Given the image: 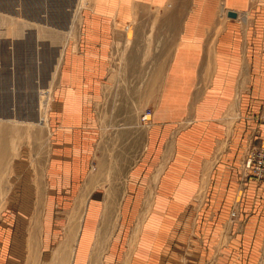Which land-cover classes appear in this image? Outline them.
Returning <instances> with one entry per match:
<instances>
[{
	"label": "crops",
	"instance_id": "obj_1",
	"mask_svg": "<svg viewBox=\"0 0 264 264\" xmlns=\"http://www.w3.org/2000/svg\"><path fill=\"white\" fill-rule=\"evenodd\" d=\"M65 53L46 211L65 217L77 242L72 257L46 219L43 247L57 252L42 263L88 264L103 223L112 232L103 264H127L125 235L144 217L129 264H264V185L249 181L239 196L246 153L264 139V0H91ZM124 73L125 89L155 90L145 102L154 110L150 123L124 115L122 180L113 192L91 171L97 109ZM237 203L242 223L230 218ZM36 207L0 226L1 264H24L21 235Z\"/></svg>",
	"mask_w": 264,
	"mask_h": 264
},
{
	"label": "rangeland",
	"instance_id": "obj_2",
	"mask_svg": "<svg viewBox=\"0 0 264 264\" xmlns=\"http://www.w3.org/2000/svg\"><path fill=\"white\" fill-rule=\"evenodd\" d=\"M90 3L91 0H0V226L13 227V214L16 216L25 208L37 205L28 229L21 235V240L26 242L23 245L27 247L23 250L24 264H43L41 257H52L57 252L56 247L44 250L46 235L42 226H46V219L52 224L53 241H66L67 238L68 254L72 257L77 242V234L69 233L65 228V217L60 219L61 215L46 211L50 196L46 164L59 68L65 63L68 39L75 35L82 10ZM143 38H146L145 34ZM125 76L129 77L124 73L120 84L116 83L105 91L104 101L97 109L101 138L96 146L91 177L101 187L108 186L110 191L115 188L113 192L120 187L122 180L121 159L124 155L121 152L125 151L122 144L126 139H121V135L127 131L122 130L126 125L125 117L138 113L140 123H150L146 117L151 116L152 119L154 110L152 104L145 102L155 90L125 89L122 86L126 84ZM127 98L135 105L126 106ZM139 129L142 134L144 126L141 124ZM131 144L129 140L127 149ZM161 170L162 167L157 170L156 178ZM244 175L243 170L245 180ZM154 190L155 185L149 199H152ZM243 191H240V198ZM149 205L147 202L146 209ZM142 218H139L133 233L125 235L124 258H127V264L138 241ZM102 226L94 239V247L89 251L88 264H103L108 256L112 232ZM223 242L226 243L227 239Z\"/></svg>",
	"mask_w": 264,
	"mask_h": 264
},
{
	"label": "built area",
	"instance_id": "obj_3",
	"mask_svg": "<svg viewBox=\"0 0 264 264\" xmlns=\"http://www.w3.org/2000/svg\"><path fill=\"white\" fill-rule=\"evenodd\" d=\"M244 171L245 180L243 190L246 188V185L249 181H254L258 187L264 185V139L258 146L253 147L249 152L244 163ZM237 218L238 204L231 213L232 220Z\"/></svg>",
	"mask_w": 264,
	"mask_h": 264
},
{
	"label": "water",
	"instance_id": "obj_4",
	"mask_svg": "<svg viewBox=\"0 0 264 264\" xmlns=\"http://www.w3.org/2000/svg\"><path fill=\"white\" fill-rule=\"evenodd\" d=\"M228 17H230V18H236L237 17V13L232 12V11H229L228 12Z\"/></svg>",
	"mask_w": 264,
	"mask_h": 264
},
{
	"label": "bare ground",
	"instance_id": "obj_5",
	"mask_svg": "<svg viewBox=\"0 0 264 264\" xmlns=\"http://www.w3.org/2000/svg\"><path fill=\"white\" fill-rule=\"evenodd\" d=\"M237 16H238V15H237ZM149 118H150V119H149ZM146 119H147V120H151V116H148ZM239 219H240V216H239V214H238V218H237V219H233V220H237V221H239ZM97 249H98V248H97ZM93 258H94V257H93ZM93 258H92V259H93ZM90 259H91V258H90ZM98 262H99V261H98ZM98 262H97V263H98Z\"/></svg>",
	"mask_w": 264,
	"mask_h": 264
}]
</instances>
